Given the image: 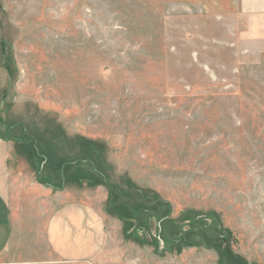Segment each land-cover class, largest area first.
<instances>
[{
    "label": "rangeland",
    "instance_id": "1",
    "mask_svg": "<svg viewBox=\"0 0 264 264\" xmlns=\"http://www.w3.org/2000/svg\"><path fill=\"white\" fill-rule=\"evenodd\" d=\"M220 11L0 0V264H264V41Z\"/></svg>",
    "mask_w": 264,
    "mask_h": 264
},
{
    "label": "crops",
    "instance_id": "2",
    "mask_svg": "<svg viewBox=\"0 0 264 264\" xmlns=\"http://www.w3.org/2000/svg\"><path fill=\"white\" fill-rule=\"evenodd\" d=\"M209 4H214L216 11L221 10L224 20L243 21L244 36L264 41V0H209ZM6 138L0 137V260L8 256L14 243L16 221L11 196L15 193V186L11 182L10 158L15 153L13 147L22 145L8 134ZM38 181L42 183L39 178Z\"/></svg>",
    "mask_w": 264,
    "mask_h": 264
}]
</instances>
